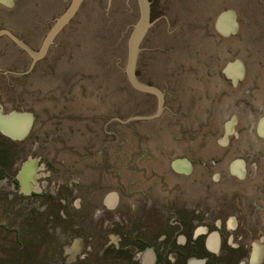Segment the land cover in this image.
<instances>
[{
	"label": "flooded vegetation",
	"instance_id": "obj_1",
	"mask_svg": "<svg viewBox=\"0 0 264 264\" xmlns=\"http://www.w3.org/2000/svg\"><path fill=\"white\" fill-rule=\"evenodd\" d=\"M19 2L0 0V264H264V103L250 98L247 68L235 83L224 67L236 59L219 56L214 62L219 67L208 71L216 78L205 90V118L194 126L192 121L183 133L118 136L112 128L117 123L114 102L110 134L105 140L97 135L87 147L82 142V165L70 167L54 156L53 141L66 137L48 128L60 110L38 102L23 109L22 88L6 86V79L18 84L23 75L21 31L27 8ZM66 4L69 0L62 7L31 9L47 12L40 17L46 20L47 46L62 53L60 47L71 43L61 60L71 57L74 64L75 45L92 38L84 29V13L68 17ZM228 9L237 12L238 29L225 37L215 21ZM38 14L33 13L37 19ZM96 18L99 56L98 11ZM200 25L213 48L232 46L244 35L234 7H218ZM53 72L64 74L59 63ZM116 87L114 80L115 96ZM170 89L165 86V96L174 99ZM34 90L41 95L43 89ZM233 91L246 102L236 107L237 101L229 102ZM141 92L161 95L156 88ZM21 113L32 114L31 129L13 138L6 131L22 126L16 117ZM91 156L92 167L86 165Z\"/></svg>",
	"mask_w": 264,
	"mask_h": 264
},
{
	"label": "rangeland",
	"instance_id": "obj_2",
	"mask_svg": "<svg viewBox=\"0 0 264 264\" xmlns=\"http://www.w3.org/2000/svg\"><path fill=\"white\" fill-rule=\"evenodd\" d=\"M65 2L67 0H20V6L27 8L23 10L25 15L22 17L21 31L23 75L18 84L12 78L6 79V86L22 88L19 106L23 109H31L38 102L41 106L60 110V115H55L53 125L48 128L54 131L53 134L66 137V141H53L54 156L70 167L82 165L78 163V153L84 151L82 147L80 149L82 142L87 147L90 141L98 138L97 135L105 140L104 135L110 134V112L114 102L117 123L112 128L116 127L118 136L183 133L184 127L191 125L192 121L194 126L198 119H204L208 101L205 90L213 77L208 71H215L219 67L214 62H219L222 55L244 60L251 80L249 86L256 96L251 94L250 98L254 103H264V0H148L150 21L155 24L144 40L145 51L137 60L134 80L143 87L156 88L161 95H146L135 89L131 91V82L125 73V17L122 18L115 7L109 11L108 16L103 12L101 14L99 8L104 6L106 0L81 2L79 8L84 10H76L74 13H84V29L92 40L84 43L80 40V44L75 45L77 53L74 64L70 63L71 57L62 61V55L72 49L71 43L60 47L62 53L54 51L52 46L48 47L47 35L42 33L47 28L46 20L40 18L47 12L31 8L62 7ZM67 6H72V0H69ZM218 7H234L239 11L244 35L237 37L232 46L214 45L213 48L205 40V29L200 24L208 22ZM96 11L101 24L99 56L93 38ZM36 12L39 13V19L33 15ZM164 16L166 21L162 20ZM118 17L121 18L118 20ZM40 29V33L36 34L35 31ZM53 52L55 58L52 60ZM57 63L61 65L63 75L57 76L53 72ZM192 82L193 89L190 87ZM165 86L173 87L170 90L174 93V99L165 96ZM247 86L244 84L245 88ZM36 88L43 89L41 95H34ZM240 93L233 91L234 98L228 100L237 101L235 107L238 103L246 102L245 98L238 100ZM193 101L196 103L194 109ZM160 102L162 106H159ZM62 108L68 110V113H64ZM166 108L175 115L171 111L166 112ZM82 114L90 118H83ZM95 115L97 122L94 121ZM174 116L177 122H173ZM149 118L156 120L147 121ZM121 154L118 152V155ZM86 162L87 166H91L88 163H94L93 156L86 157Z\"/></svg>",
	"mask_w": 264,
	"mask_h": 264
},
{
	"label": "water",
	"instance_id": "obj_3",
	"mask_svg": "<svg viewBox=\"0 0 264 264\" xmlns=\"http://www.w3.org/2000/svg\"><path fill=\"white\" fill-rule=\"evenodd\" d=\"M82 1L83 0H72V6L70 7V13L68 17L72 16V14L77 9H79V5ZM113 7H115L116 10H119V14L122 18L125 17V32L127 35V40L125 43V57L127 60L125 73L134 89L144 91L145 87L135 82L134 74L137 60L144 50L142 45L144 38L149 28L154 24V22L151 23L150 21L148 0H106L104 6L98 8L100 9L101 14L104 13L108 16L109 11ZM121 17H118V20ZM237 19L238 15L234 9L223 11L215 21V28L225 37L233 35L237 33L238 29ZM245 70L246 67L244 63L239 59L228 62L224 67V73L227 74V76L230 77L235 83L237 82L238 78L242 79ZM16 117L21 119L22 126L17 128V130L20 129V131L15 130L14 127H9V131H6V134L13 138H16L17 136L23 138L29 133L31 129L33 116L29 113H21L16 115Z\"/></svg>",
	"mask_w": 264,
	"mask_h": 264
}]
</instances>
